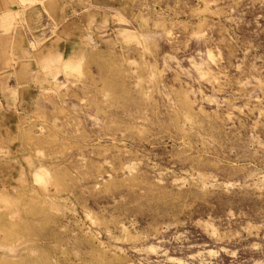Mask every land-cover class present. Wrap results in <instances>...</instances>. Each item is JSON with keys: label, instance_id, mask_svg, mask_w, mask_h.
I'll return each instance as SVG.
<instances>
[{"label": "rangeland", "instance_id": "1", "mask_svg": "<svg viewBox=\"0 0 264 264\" xmlns=\"http://www.w3.org/2000/svg\"><path fill=\"white\" fill-rule=\"evenodd\" d=\"M96 1L2 120L0 264H264V0Z\"/></svg>", "mask_w": 264, "mask_h": 264}, {"label": "crops", "instance_id": "2", "mask_svg": "<svg viewBox=\"0 0 264 264\" xmlns=\"http://www.w3.org/2000/svg\"><path fill=\"white\" fill-rule=\"evenodd\" d=\"M96 3V0H0V187L11 186L10 181L13 185L21 182L23 176L13 159L4 158L9 149V134L2 120L13 107L16 91L33 81L46 84L49 74L54 76L62 69L52 59L58 54L63 60L68 57L65 42L74 36L71 31L74 23L80 17L93 15ZM5 23L10 24L6 30Z\"/></svg>", "mask_w": 264, "mask_h": 264}]
</instances>
